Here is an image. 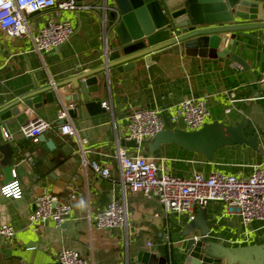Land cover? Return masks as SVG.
<instances>
[{"label":"crops","instance_id":"obj_1","mask_svg":"<svg viewBox=\"0 0 264 264\" xmlns=\"http://www.w3.org/2000/svg\"><path fill=\"white\" fill-rule=\"evenodd\" d=\"M63 21L72 27L71 38L41 55L32 51L29 37L7 40L0 32V109L25 94L102 66L111 36L105 34L101 16L95 12L83 7L59 13L44 10L29 15L27 26L35 35L48 22ZM251 35L257 40L241 39L246 46L244 50L238 46L235 53L244 60L246 69L227 58L157 52L151 63L140 59L130 72L120 73L113 67L107 71L106 80L103 72L96 75L97 92L81 96L76 103L63 102L65 108L74 110V117L66 116L63 123H70L86 141L85 161L108 168L110 179L101 178L89 165L83 167L78 143L59 132L57 116L63 109L47 103L45 94L41 95L40 108L27 109L25 115L1 126L0 145L9 143L18 154L6 178L0 153V187L15 179L22 197L15 200L0 195V226L9 224L15 231L12 242L0 239V264H58L63 248L79 253L89 264H136L142 250L165 258L166 264H183L185 256L177 250L185 239L182 233L189 223L187 216L165 213L158 202L127 192L126 227L98 231L92 217L111 199L120 197L117 144L130 156L145 157L177 178L213 172L246 178L255 166L264 167V89L257 84L264 72V30L252 31ZM78 91L66 85L57 93L62 97ZM230 94H234L233 100ZM189 98L206 100L209 115L205 124L218 123L231 130L226 137L233 140L216 149L212 160L175 142L153 146L152 139H144L136 149L122 144L128 118L141 108L159 110L164 131L192 132L180 121L172 123L169 119L176 106ZM89 102H100L101 106L87 109L85 104ZM102 103L107 104V110ZM34 119L49 123L50 128L42 135L53 143V149L46 151L42 143L21 133V128ZM4 132L10 135L9 140L3 137ZM253 140L254 145L250 144ZM43 190L61 202L75 196L70 218L59 228L52 222L37 228L28 225L33 199ZM205 209L209 241L225 247L263 242L261 222L244 225L228 215L225 205L218 201L209 202ZM193 236H199V232L195 230L189 237Z\"/></svg>","mask_w":264,"mask_h":264},{"label":"water","instance_id":"obj_2","mask_svg":"<svg viewBox=\"0 0 264 264\" xmlns=\"http://www.w3.org/2000/svg\"><path fill=\"white\" fill-rule=\"evenodd\" d=\"M75 1L79 6L94 7L96 14L105 17V34L111 39L106 42L102 66L25 94L1 108L0 127L25 115L27 109L40 108L43 104L42 94H45L47 103L60 105L64 109L63 102L76 103L81 96L98 91L96 75L103 72L106 80L107 71L113 67L120 73L130 72L140 59H144L146 64L151 63L152 55L157 52L227 58L246 69L244 60L235 54L237 47L243 46L241 50H244L246 44L241 39L256 41L251 32L264 30V0ZM259 40L262 41L263 36ZM66 85L79 89L78 93L61 97L57 90ZM100 106V102L85 104L87 109ZM67 114L74 117V110L68 109ZM63 122L60 121V125ZM229 134H232L231 130L221 124H205L192 132L163 131L152 139V145L175 142L188 150L204 154L210 161L216 149L233 140L226 137ZM37 141L43 144L46 151L54 147L44 135H40ZM122 144L128 148H138L134 141H123ZM250 144L254 145V140ZM0 153L3 156L1 164L5 167L3 173L9 178L18 151L13 150L9 143H4L0 145ZM195 230L199 232L197 241L189 237ZM209 233L206 209L199 208L183 230L185 239L177 250L178 254L185 256L183 264H264V239L258 245L225 247L209 241ZM136 264H166V259L142 250Z\"/></svg>","mask_w":264,"mask_h":264},{"label":"built area","instance_id":"obj_3","mask_svg":"<svg viewBox=\"0 0 264 264\" xmlns=\"http://www.w3.org/2000/svg\"><path fill=\"white\" fill-rule=\"evenodd\" d=\"M86 8L94 12V7L79 6L75 0H0V32L7 40L29 37L32 41V51L38 55L58 49L67 42L73 30L70 24L63 22H48L37 34L32 35L27 26L29 15L54 9L76 11ZM105 8L103 7V12ZM105 30V17L101 15ZM264 89V72L257 80ZM231 100L234 94H230ZM108 109L106 103H102ZM72 109V108H68ZM67 108L58 113V119L64 121ZM209 115L206 100L189 98L180 102L169 119L172 123L181 122L186 130L196 131L202 128ZM50 128L49 123L34 119L21 128V133L27 139L37 141V138ZM165 129L161 112L156 109L141 108L135 110L128 118L126 125V141H134L139 147L144 139H153ZM59 132L78 143L82 155V165L89 167L103 179H110L108 168L100 167L96 162L88 163L84 159L86 141L79 138L70 123H62ZM6 140L10 139L7 132L3 133ZM116 161L119 167L117 188L120 197L111 199L106 207L92 217L96 230H112L126 227L127 210L126 193L141 194L144 198L156 201L162 205L165 213L171 212L187 216L190 222L199 208H205L211 201L222 202L226 213L241 220L244 225L259 221L264 227V167L255 166L246 178L213 172L207 176L193 174L190 177L177 178L164 172L152 161L142 156H130L126 148L116 145ZM0 195L4 198L18 200L22 197V189L17 180L0 187ZM75 196L61 202L46 191H41L33 199V210L28 215V225L34 228L44 223L52 222L61 227L69 220L72 212V202ZM15 236L14 228L9 224L0 226V239L12 242ZM194 241L199 236L192 237ZM150 246V243L147 244ZM58 264H89L79 253L63 248L58 253Z\"/></svg>","mask_w":264,"mask_h":264}]
</instances>
